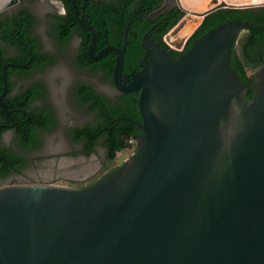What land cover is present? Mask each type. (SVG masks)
<instances>
[{"label":"water","instance_id":"water-1","mask_svg":"<svg viewBox=\"0 0 264 264\" xmlns=\"http://www.w3.org/2000/svg\"><path fill=\"white\" fill-rule=\"evenodd\" d=\"M185 15L164 35L183 48L208 13L264 0H177ZM247 20L217 23L172 59L150 60L115 85L138 91L135 151L82 187H0V264H264V62L253 98L229 66ZM148 36L144 35V41ZM94 33L89 42L92 54ZM147 43L144 46L147 48Z\"/></svg>","mask_w":264,"mask_h":264},{"label":"flooded vegetation","instance_id":"flooded-vegetation-1","mask_svg":"<svg viewBox=\"0 0 264 264\" xmlns=\"http://www.w3.org/2000/svg\"><path fill=\"white\" fill-rule=\"evenodd\" d=\"M185 14L177 0H0V187H82L120 167L105 168L118 152L110 159L105 142L113 136V146L120 138L116 124L126 119H114L126 114L125 109L135 111V116L126 115L140 121L134 101L138 91L123 92L115 85L114 50L97 55L107 47H121L125 37L120 82L127 84L142 60H150L146 50L151 44L158 43L172 59L186 51L187 42L175 50L164 41ZM66 50L82 73L66 89L84 111L82 119L67 125L76 161L63 150L46 146L47 135L57 124L46 74ZM134 129L138 130L136 125ZM74 162L87 165L75 167Z\"/></svg>","mask_w":264,"mask_h":264},{"label":"trees","instance_id":"trees-1","mask_svg":"<svg viewBox=\"0 0 264 264\" xmlns=\"http://www.w3.org/2000/svg\"><path fill=\"white\" fill-rule=\"evenodd\" d=\"M247 20L253 25L259 26V28H248L241 33L237 39L235 48L232 46L230 52L229 66L237 74L240 81L245 86V96L247 98H253L255 77L253 71L257 69L264 62V5L254 7L243 8H220L205 15L202 23L198 29L188 39L185 50H187L193 39L201 36L206 30L213 27L217 23L227 20ZM173 22V21H172ZM87 45V40L84 42ZM131 103V97L127 99ZM134 110V105L132 104ZM114 113V112H113ZM127 115L135 116V111L125 109ZM118 134L120 138L112 146L114 139L111 136V140L105 142L109 152V158L113 159L117 151L123 149L126 146V139L134 137L140 130H135L134 123L128 120H121L116 124Z\"/></svg>","mask_w":264,"mask_h":264},{"label":"rangeland","instance_id":"rangeland-1","mask_svg":"<svg viewBox=\"0 0 264 264\" xmlns=\"http://www.w3.org/2000/svg\"><path fill=\"white\" fill-rule=\"evenodd\" d=\"M46 76L51 82L50 102L55 108L57 114V124L47 135L46 146L49 149L57 147V149L63 150L64 155H67L69 158L72 157L71 159L76 161L78 155L75 152V147L67 141V125L72 121L82 119L84 111L71 97H69L66 89L68 88L67 85L70 82L79 79L82 76V73L73 65L69 58L68 51L66 50L61 54L54 70L49 71ZM72 152L74 154H71ZM132 153L133 149L128 142L123 149L117 152L113 161L105 164V168L112 165L122 164L124 160L131 157ZM84 163H88V161ZM73 165L81 168L85 167L87 164L79 166L77 162H74Z\"/></svg>","mask_w":264,"mask_h":264},{"label":"built area","instance_id":"built-area-1","mask_svg":"<svg viewBox=\"0 0 264 264\" xmlns=\"http://www.w3.org/2000/svg\"><path fill=\"white\" fill-rule=\"evenodd\" d=\"M133 140H135L134 137H130L129 139H127V143L129 142L131 148L133 149V152L135 151V144L132 142ZM133 154V153H132Z\"/></svg>","mask_w":264,"mask_h":264}]
</instances>
